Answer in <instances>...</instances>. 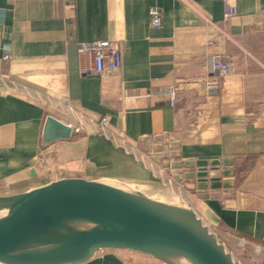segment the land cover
Returning a JSON list of instances; mask_svg holds the SVG:
<instances>
[{
	"label": "crops",
	"instance_id": "1",
	"mask_svg": "<svg viewBox=\"0 0 264 264\" xmlns=\"http://www.w3.org/2000/svg\"><path fill=\"white\" fill-rule=\"evenodd\" d=\"M230 1L237 13L224 18L222 0H0V196L64 177L160 182L111 138L122 135L218 239L243 238L247 263L264 264V0ZM99 40L119 44L120 68L82 71L78 44ZM211 53L231 72L211 71ZM47 115L78 131L43 144ZM73 264L167 263L103 248Z\"/></svg>",
	"mask_w": 264,
	"mask_h": 264
},
{
	"label": "water",
	"instance_id": "2",
	"mask_svg": "<svg viewBox=\"0 0 264 264\" xmlns=\"http://www.w3.org/2000/svg\"><path fill=\"white\" fill-rule=\"evenodd\" d=\"M71 135V125L45 117L43 144ZM103 248L137 250L167 264H238L161 182L64 177L0 196V264H73Z\"/></svg>",
	"mask_w": 264,
	"mask_h": 264
},
{
	"label": "built area",
	"instance_id": "3",
	"mask_svg": "<svg viewBox=\"0 0 264 264\" xmlns=\"http://www.w3.org/2000/svg\"><path fill=\"white\" fill-rule=\"evenodd\" d=\"M222 2L224 6V18H229L237 13L236 7L231 3L230 0H222ZM148 14L150 16L151 24L153 26H159L161 22L160 8L158 6H152L149 8ZM77 51L79 56H86L89 59V66L81 67L82 71L89 70L95 73H110L113 70L120 68L122 63V50L119 44L113 40L81 42L78 44ZM7 57V55H4V59H7ZM207 63L210 70L218 75H225L232 70V65L229 58L221 53L209 54L207 56ZM213 86H216V82H213ZM166 94L170 104L173 105L176 98L175 86H169ZM107 124V117L103 116L99 120L98 128L107 133ZM72 131L76 132L78 131V128H72ZM111 138L116 144L121 146L127 152H130L136 158H140L144 162H147L149 166H151L152 170L156 172L161 178L160 182L165 184L166 169L162 163L154 161L150 153H147L146 150L139 146L131 144L122 135L111 133ZM50 164L51 163L48 162L46 157L38 158V167L40 169H47ZM209 167L210 165L206 164V168ZM239 244L244 247L245 240L243 238L239 239Z\"/></svg>",
	"mask_w": 264,
	"mask_h": 264
},
{
	"label": "rangeland",
	"instance_id": "4",
	"mask_svg": "<svg viewBox=\"0 0 264 264\" xmlns=\"http://www.w3.org/2000/svg\"><path fill=\"white\" fill-rule=\"evenodd\" d=\"M166 186H169L168 184H164ZM170 187V186H169ZM170 189L175 192L171 187ZM176 193V192H175ZM221 243L224 244L226 250L232 254V257L238 264H248L247 260L245 259L246 250L243 249V246L239 244V247H237L235 244H233L230 240L227 239H219ZM245 253V254H244Z\"/></svg>",
	"mask_w": 264,
	"mask_h": 264
},
{
	"label": "bare ground",
	"instance_id": "5",
	"mask_svg": "<svg viewBox=\"0 0 264 264\" xmlns=\"http://www.w3.org/2000/svg\"><path fill=\"white\" fill-rule=\"evenodd\" d=\"M85 222H73L72 225L74 226H84Z\"/></svg>",
	"mask_w": 264,
	"mask_h": 264
}]
</instances>
